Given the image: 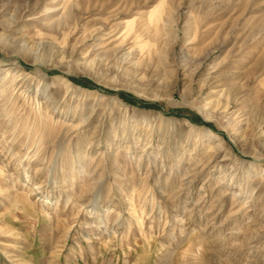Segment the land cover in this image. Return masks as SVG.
I'll return each instance as SVG.
<instances>
[{"label": "rangeland", "instance_id": "obj_1", "mask_svg": "<svg viewBox=\"0 0 264 264\" xmlns=\"http://www.w3.org/2000/svg\"><path fill=\"white\" fill-rule=\"evenodd\" d=\"M263 120L264 0H0V264H264Z\"/></svg>", "mask_w": 264, "mask_h": 264}, {"label": "bare ground", "instance_id": "obj_2", "mask_svg": "<svg viewBox=\"0 0 264 264\" xmlns=\"http://www.w3.org/2000/svg\"><path fill=\"white\" fill-rule=\"evenodd\" d=\"M21 74H24V75H22V78H25L26 77V75H28V73L25 71V72H22ZM25 82L26 81H23L22 79H19V81H18V83H19V85L18 86H20V88H24V86H25ZM263 127H264V120H263ZM210 133L211 134H213V136H217V134H215V133H213L212 131H210ZM263 133V132H262ZM231 136V135H230ZM218 147L219 146H221L220 145V143H218V144H216ZM216 146V147H217ZM215 147V146H214ZM217 147V148H218ZM216 148V149H217ZM220 148V147H219ZM223 148V147H222ZM219 152V151H218ZM220 154V153H219ZM226 155V154H225ZM224 155V156H225ZM222 156H219V157H217V158H221ZM224 157H222V161L223 160H226V159H223ZM220 160V159H219ZM258 190H257V193H256V196L258 195L259 197H263L264 198V184H260L258 187ZM255 192V191H254ZM250 201V200H249ZM258 204V203H257ZM244 208H246V206H244V207H242L241 209L242 210H244ZM260 210H259V212H258V214L257 215H255L254 216V218L252 219V223H254V224H257V223H259L260 221H264V204H263V206L261 207V208H259Z\"/></svg>", "mask_w": 264, "mask_h": 264}, {"label": "trees", "instance_id": "obj_3", "mask_svg": "<svg viewBox=\"0 0 264 264\" xmlns=\"http://www.w3.org/2000/svg\"><path fill=\"white\" fill-rule=\"evenodd\" d=\"M71 79L74 80L75 82H82V81H84L82 79H78V78H75V77H72ZM122 97H123L124 100H126L128 102L134 101V98L132 96L128 95V94L122 93ZM145 105L152 106V104H145Z\"/></svg>", "mask_w": 264, "mask_h": 264}]
</instances>
